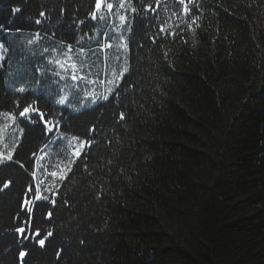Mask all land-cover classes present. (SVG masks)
Wrapping results in <instances>:
<instances>
[{
    "label": "trees",
    "instance_id": "obj_1",
    "mask_svg": "<svg viewBox=\"0 0 264 264\" xmlns=\"http://www.w3.org/2000/svg\"><path fill=\"white\" fill-rule=\"evenodd\" d=\"M119 2L0 0V112L25 127L0 162V264H264V0H127L105 100ZM71 135L91 144L74 164Z\"/></svg>",
    "mask_w": 264,
    "mask_h": 264
},
{
    "label": "rangeland",
    "instance_id": "obj_2",
    "mask_svg": "<svg viewBox=\"0 0 264 264\" xmlns=\"http://www.w3.org/2000/svg\"><path fill=\"white\" fill-rule=\"evenodd\" d=\"M119 3L123 5L121 7L122 13L120 12V15L118 17V20L120 22L122 21V24L117 29L114 30L115 37L117 38V41H116L117 52L114 55L113 59L111 60V65L108 71L105 72V75H104L105 80L103 83V91H102L103 97L105 96L109 97L113 93L115 87L120 83L122 77L126 74L129 68L128 46H126V50L124 52L122 48L121 54L118 51L119 47L121 46L123 47L124 41H125L124 25L126 24L128 20L127 16L129 15L127 11L128 2L127 0H120ZM121 16H124L125 20H121L120 19ZM4 57H5V47L0 42V64L2 60L4 59ZM67 64L72 65V63L69 61H67ZM125 69H127V71H125ZM57 78L58 76L56 77V81H57ZM60 78H62V76ZM60 99L61 97L59 98V100ZM31 112L32 111H29V114ZM24 130H25V127L19 121H17V118L14 114L9 113V112H0V161H5L6 160L5 158L9 155L13 156L16 146L21 141ZM82 141L85 142L83 139L80 140L78 137L73 136V135L68 136L65 139V142L67 143L66 148L68 149V153H69V157L71 161L76 160V157L73 155V153L75 150L80 149V144ZM52 146L53 144L49 146V150H51ZM85 147H86V144H85ZM58 163H61V162H58ZM62 163H66V161H63ZM54 164H57V163H54ZM55 173H57L55 177L58 178L59 176L63 175V170L57 171Z\"/></svg>",
    "mask_w": 264,
    "mask_h": 264
},
{
    "label": "snow or ice",
    "instance_id": "obj_3",
    "mask_svg": "<svg viewBox=\"0 0 264 264\" xmlns=\"http://www.w3.org/2000/svg\"><path fill=\"white\" fill-rule=\"evenodd\" d=\"M189 2H191V0H189ZM101 3H102V0H96V4H95V9H96V11H94V12H92V13L90 14L92 19H96L97 12L101 9ZM179 3H180L181 5H184V13L187 14V13L190 11V9H189L188 6L185 4V0H179ZM122 6H123V5H121V7H122ZM107 8H108L109 10H111V9L113 8V5H112L111 3H109V4H107ZM12 11H14V12H20L21 9L17 7V8L12 9ZM133 11H135V9H133ZM43 14H44V13H41V15H43ZM120 19H121V20H125V17H124V16H121ZM36 22H37V23H40V21H36ZM81 23H83V21H81ZM108 47H111V45H108ZM69 50H71V46H69ZM165 55H167V53H165ZM125 71H127V69H125ZM122 75H123V74H122ZM72 79L75 81V80L78 79V77L75 76V75H73V76H72ZM79 79H83V77L81 76V77H79ZM19 91H20V92H23V91H25V89H24V88H21V89H19ZM103 99L107 100L108 97L105 96V97H103ZM58 103H60V104H64V103H65V99H64V98H61V99L58 101ZM30 109H31L32 111L36 112L37 115L40 117V119L43 121L44 126H45V132H46V133L52 132L53 129H54L55 127L58 126L56 123H50L49 121H44V120H43V115H44V114L41 113V112H39L38 109L32 108L31 105H29L28 107H25V108L23 109V111H21V112L19 113V115H20L21 117H24L27 113H29ZM120 119H121V120L124 119V114H123V113H120ZM89 131H94V129H90ZM86 143H87V146H88V147H91L90 142H83V141H82L81 144H80V149H77V150L74 151L73 155H74L77 159L82 155V150L84 149ZM5 159H6V160H11V159H12V156L9 155V156H7ZM0 162H2V161H0ZM71 163L74 164V163H75V160H73ZM85 167H86V165H85ZM68 171H71V167H70V166L68 167ZM52 175L55 176V175H57V173L54 172V173H52ZM65 178H66V173H65L64 175L59 176V179H61V180L65 179ZM9 183H10V182H9ZM4 187L7 188V187H8V184L5 183V184H4ZM29 191H31V188L29 189ZM35 198H36L37 200H39V199H47L46 197H41V196H36ZM51 203L54 205V204H55V200H52ZM27 204H28V201L25 200V205H27ZM28 210H29V212L31 211L30 208H29ZM48 215L51 216V213L49 212ZM17 231H19L20 233H24L25 229H23V228H19V229H17ZM35 235L39 236L40 233L37 231V232L35 233ZM51 235H52V233H51V232H48L47 235L45 236V238L40 239V240L38 241V243H39L41 246H43L44 243H45V239H47V237H49V236H51ZM20 255L23 256V255H25V253L21 252Z\"/></svg>",
    "mask_w": 264,
    "mask_h": 264
}]
</instances>
